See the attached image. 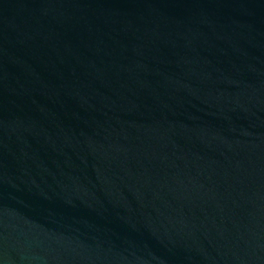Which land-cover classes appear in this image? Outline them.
Wrapping results in <instances>:
<instances>
[{
    "label": "water",
    "instance_id": "95a60500",
    "mask_svg": "<svg viewBox=\"0 0 264 264\" xmlns=\"http://www.w3.org/2000/svg\"><path fill=\"white\" fill-rule=\"evenodd\" d=\"M0 264H264V0H0Z\"/></svg>",
    "mask_w": 264,
    "mask_h": 264
}]
</instances>
